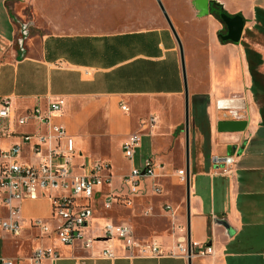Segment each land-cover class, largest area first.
Masks as SVG:
<instances>
[{
  "label": "crops",
  "instance_id": "obj_1",
  "mask_svg": "<svg viewBox=\"0 0 264 264\" xmlns=\"http://www.w3.org/2000/svg\"><path fill=\"white\" fill-rule=\"evenodd\" d=\"M218 1L230 14L242 13L245 29L264 26V9L257 18V0ZM15 2L0 0V98H10L22 115L35 105L45 107L63 97L61 115L54 120L75 137L79 154L75 171H87L91 159L110 164L112 182L102 188L104 195L129 192L113 186L112 161L117 152L128 159L122 144L132 133H141L143 139L134 158L128 159L134 164L123 176L132 167H143L149 158L164 168L156 178L142 180L132 207L118 204L105 210L103 199L97 201L87 235L99 239L90 249L82 243L59 244L55 235L30 225L37 218L55 224L47 197L20 202L24 227L19 238L25 243L10 246L15 238L0 230L1 239L9 236L10 251L0 250V256L30 264L27 257L36 246L51 244L59 258L44 264H264V123L242 42L252 43L248 37L239 43H223L219 34L224 25L210 13L209 0L207 14L192 0L175 8L183 11L177 19L171 17L183 43L190 93L191 240L210 242L214 253L188 259L136 256L117 240L118 257L109 259L100 256L105 246L103 226L108 221L128 224L137 239L157 241L166 249L177 245L184 235L180 228L185 226L188 243L186 185L178 181V171L186 170L185 84L179 43L168 22L137 30L37 33L16 14ZM258 50L262 55L263 49ZM124 105L130 110H124ZM203 110L209 131L206 124L202 130ZM149 116L157 118L154 126L142 124ZM234 118L248 120L244 131L218 130L219 120ZM40 130L42 126L33 122L19 126L0 119V148L20 143L22 133ZM229 155L236 160L229 167L214 161L216 156ZM155 184L163 189L160 195L153 191ZM27 201L38 204L34 214L23 211ZM217 219L227 220L233 234Z\"/></svg>",
  "mask_w": 264,
  "mask_h": 264
},
{
  "label": "built area",
  "instance_id": "obj_2",
  "mask_svg": "<svg viewBox=\"0 0 264 264\" xmlns=\"http://www.w3.org/2000/svg\"><path fill=\"white\" fill-rule=\"evenodd\" d=\"M65 99L59 97L51 100L43 107L35 105L24 114L19 115L13 107L10 98H0V119H7L14 125L26 126L35 123L43 130L21 134V142L11 147L0 148V230L17 239L22 235L24 219L20 202L45 196L50 200L52 219L55 224L42 218L33 219L30 225L38 227L46 235H55L56 242L63 245L82 243L90 249L97 237L87 235V229L96 214L97 201L103 199V208L110 210L120 204L132 207L134 196L139 192L144 178H156L164 168V164L152 158L146 160L141 168L132 167L123 176L128 186L127 195L109 192L103 194L102 188L110 186L112 172L109 162L101 159H91L88 170L82 173L75 171L78 159L75 137L68 133L66 127L54 118L61 115ZM123 109L129 111L126 105ZM155 116L142 119V124L154 126ZM14 132V129L11 130ZM142 134L132 133L122 144L123 154L133 159L136 150L141 146ZM29 146V150L25 146ZM214 161L217 165L223 163L229 167L235 163L233 155L219 157ZM178 181L186 185V170L178 171ZM155 194L163 192L159 184L153 187ZM168 209L171 206H167ZM184 235L174 248L166 249L154 240L141 241L136 238L132 226L116 224L108 221L104 224V248L100 252L103 258L114 259V243L120 241L131 255L145 257L207 256L214 253L210 242L191 241L189 249L185 237L186 227L182 226ZM59 253L55 245H38L27 257L30 264H44L46 260L55 261ZM0 264H17V258L0 256Z\"/></svg>",
  "mask_w": 264,
  "mask_h": 264
},
{
  "label": "rangeland",
  "instance_id": "obj_3",
  "mask_svg": "<svg viewBox=\"0 0 264 264\" xmlns=\"http://www.w3.org/2000/svg\"><path fill=\"white\" fill-rule=\"evenodd\" d=\"M162 1L166 9H170V11L168 10L170 17L174 19L175 17L177 19V16L183 12L175 10V8L189 5L192 2V0ZM240 1L242 4L248 2V0ZM247 6L249 8L251 3ZM261 9H264V0H257V18L261 16L259 12ZM15 12L23 17L24 23L29 25L30 29L37 33L105 32L167 25L157 0H16ZM224 30L226 29L224 28ZM246 30L248 28L244 29L243 38L248 37L257 50L263 49L262 55L264 56V26L253 27L252 33H246ZM260 71L264 74V65L260 66ZM261 81L264 84V77ZM261 100L263 101V98ZM259 103L262 104V102ZM132 164L134 163L123 158L119 152L116 153L112 161L113 186L115 188L129 191L123 181V174L130 169ZM135 165H138L137 157ZM37 207L38 204L34 201H27L23 204V211L34 214ZM25 231L23 236L26 237L29 231L27 232V229ZM6 238L5 240L0 238V250L3 253L9 251L7 249L9 236L6 235ZM17 239H11L10 246H21L25 243L24 240ZM5 248L6 251H4ZM15 253L21 255L20 251Z\"/></svg>",
  "mask_w": 264,
  "mask_h": 264
},
{
  "label": "water",
  "instance_id": "obj_4",
  "mask_svg": "<svg viewBox=\"0 0 264 264\" xmlns=\"http://www.w3.org/2000/svg\"><path fill=\"white\" fill-rule=\"evenodd\" d=\"M208 0H193V4L198 8V10L203 13H208L207 7ZM211 1V0H209ZM164 17L166 18L170 28L172 29L175 37L180 46L181 51V60L183 66V75H184V84H185V137H186V195H187V236H188V246L190 249L191 246V207H190V198H191V169H190V93L187 81V71L185 64V54L184 47L181 41V38L174 26V23L163 3L162 0H157ZM220 17L227 27V33H220L219 38L223 40H229L234 43H239L242 40L244 29H245V18L241 14L230 15L227 12H221ZM248 120L245 118H234L219 120L217 123L218 130L220 132H234V131H244L247 127ZM217 223L224 225L227 228V231L230 235L233 234L234 229L230 226L227 220L217 219ZM190 264V261H189Z\"/></svg>",
  "mask_w": 264,
  "mask_h": 264
},
{
  "label": "trees",
  "instance_id": "obj_5",
  "mask_svg": "<svg viewBox=\"0 0 264 264\" xmlns=\"http://www.w3.org/2000/svg\"><path fill=\"white\" fill-rule=\"evenodd\" d=\"M211 2L213 3V7H212L210 13L213 14L217 19H219L223 23L224 27L220 31V33H222L224 28L226 29L227 27H226L225 23L222 21V19L220 17V13L221 12L229 13V12L224 8L223 3H221L220 1L211 0ZM237 14L242 15V13H240V12ZM230 15H235V14H230ZM245 21H246V19H245ZM252 32H253V30H251V29L246 30V33H252ZM220 40L223 43L231 42L229 40H223L222 38H220ZM242 42H243V45L245 47L247 60H248V64H249V70L253 76V91L255 94V100L259 106L260 113L262 116V122L264 123V84L261 81L262 78L264 77V74L260 71V66L263 63V58H262V55L256 50V48L251 43H248L244 40ZM261 98H263V101L261 100ZM259 102H262V104ZM200 115H201L202 127H203L202 130L204 131V125L206 124V126H208L207 130L209 131V125L210 124L208 121V116L206 114V110H203V112Z\"/></svg>",
  "mask_w": 264,
  "mask_h": 264
},
{
  "label": "flooded vegetation",
  "instance_id": "obj_6",
  "mask_svg": "<svg viewBox=\"0 0 264 264\" xmlns=\"http://www.w3.org/2000/svg\"><path fill=\"white\" fill-rule=\"evenodd\" d=\"M212 7H213V3L210 1V11H211ZM222 33H224V34L227 33V28Z\"/></svg>",
  "mask_w": 264,
  "mask_h": 264
}]
</instances>
